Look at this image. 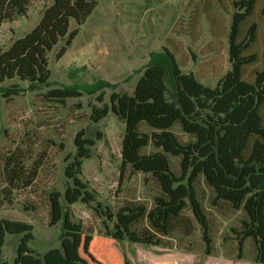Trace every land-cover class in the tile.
Listing matches in <instances>:
<instances>
[{
    "label": "trees",
    "instance_id": "1",
    "mask_svg": "<svg viewBox=\"0 0 264 264\" xmlns=\"http://www.w3.org/2000/svg\"><path fill=\"white\" fill-rule=\"evenodd\" d=\"M225 1L232 12L226 34L229 70L224 73L220 54L215 50V61L204 63L201 76L182 73L174 54L182 52L181 44L174 38L181 36L183 27L176 23L174 37L167 39L173 51L164 48L152 57L131 94L112 92L107 105L101 93L94 100L97 106L89 105L93 124L105 119L109 111L124 124L118 188L126 170L149 176L159 190L151 208L129 203L113 214L108 206L96 201V192L81 180V175L83 161L90 159V148L100 135L97 133V138L91 140L80 131L74 139L75 154L65 158L64 193L46 194L48 227L62 222L59 247L40 256L29 246L33 241L31 225L1 218L0 264H131L121 242L160 247L162 239L169 236L171 222L187 208L200 226L208 250L207 218L196 189L199 181L212 191L213 205L221 202L245 214L240 228L232 230L238 241L236 260L242 258L243 242L251 239L256 252L254 263L264 264V51L261 55L252 51L259 40V21H264V0H190L187 8H192L184 31L196 42L201 35L198 19L203 16L211 24L214 41L221 45L225 35L221 27L223 14L215 7L229 14ZM29 2L0 0V27L15 17L25 16ZM96 6L95 0H52L38 24L0 54V84L18 80L26 83L30 92L47 87V54L62 43L55 55L59 61ZM72 23L76 27L70 30ZM209 74L217 78L222 75L214 88L198 80L207 79ZM14 89L18 88L11 87ZM77 89H55L41 98L64 105L69 99L82 97ZM141 123L151 129L149 134L138 132ZM176 124L193 140L181 142L171 131ZM149 144L155 151L141 154ZM168 156L179 158L177 175L171 171ZM23 164L18 154L4 159L0 207L11 203L18 187L27 189L34 183L39 163L30 172L24 171ZM76 203L104 219V235L87 233L80 223L72 221L69 208ZM107 223H112V229ZM142 223L145 226L139 227ZM7 235L18 237L11 263L2 260Z\"/></svg>",
    "mask_w": 264,
    "mask_h": 264
},
{
    "label": "rangeland",
    "instance_id": "2",
    "mask_svg": "<svg viewBox=\"0 0 264 264\" xmlns=\"http://www.w3.org/2000/svg\"><path fill=\"white\" fill-rule=\"evenodd\" d=\"M95 1V10L79 27V34L65 55L59 61L55 60L62 43H58L47 54L50 71L47 87L30 92L28 85L18 80L0 84V179L3 178L1 169L4 159L13 153L23 158L25 172L32 171L37 163L40 165L34 183L27 189L18 187L13 192L11 203L0 207V219L31 225L33 241L29 246L40 256L60 245L62 222L48 227L46 194L51 191L61 195L64 193L65 158L75 154L74 139L80 131H84L85 137L91 140L97 138V133L100 135V140H96L90 148V159L83 161L81 180L96 192L95 199L102 206H108L113 214L129 203H142L151 208L153 198L159 194L158 186L152 178L130 174L129 170H126L118 188L120 146L125 126L110 111L100 123L93 124L89 120V105L97 106L94 102L96 97L104 93V103L108 105L112 92L131 94L152 57L162 53L164 48L172 50L167 39L174 37L172 34L176 23L183 27L179 33L181 36L174 38L181 44L182 52L174 54L182 73L201 76L204 63L214 58L215 50L220 54L224 73L230 68L226 34L232 12L226 1L229 14L215 7V11L223 14V26L221 22L219 24L225 32L221 45L214 41L211 24L203 16L198 19L201 35L196 42H192L187 31H184L192 8H187L190 0ZM51 3L52 0H30L25 16L15 17L2 24L0 54L28 34ZM75 27L72 23L70 30ZM213 27L216 29L217 25ZM258 33L259 40L253 45L252 51L261 55L264 51L262 20L259 21ZM208 76L207 79L198 80L204 86L214 88L222 75L219 78L212 74ZM75 86L79 88L77 92L82 97L69 99L64 105L41 98V95L49 91L75 89ZM11 87L18 89L11 90ZM7 92L14 95H7ZM137 130L146 134L151 131L144 123L139 124ZM171 131L181 142L193 140L182 133L179 124ZM152 151L155 150L149 144L140 152L149 154ZM168 161L171 171L177 175L179 158L168 156ZM196 189L207 218V237L210 240L208 250L202 230L187 208L179 218L171 222L169 236L162 239L160 247L121 242L131 264H255L256 252L251 239L243 242L242 258L236 260L238 241L232 230L240 228L245 214L233 211L221 202L213 205L212 191L202 181H199ZM61 203L65 205L62 198ZM91 207L94 208L95 204ZM69 209L72 221L80 223L85 232L94 236L104 235V219L98 218L91 209L80 203ZM107 225L112 229V223ZM142 226L145 223L139 227ZM17 245V236L5 237L2 249L4 262L11 263L14 260Z\"/></svg>",
    "mask_w": 264,
    "mask_h": 264
}]
</instances>
